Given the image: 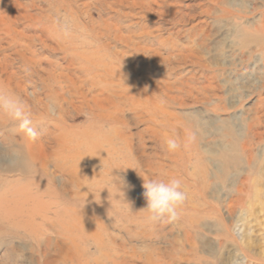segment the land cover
<instances>
[{
	"label": "rangeland",
	"instance_id": "1",
	"mask_svg": "<svg viewBox=\"0 0 264 264\" xmlns=\"http://www.w3.org/2000/svg\"><path fill=\"white\" fill-rule=\"evenodd\" d=\"M262 22L264 0H0V89L38 134L26 157L0 127V264H264V161L244 184L197 165L203 185L180 156L194 122L248 123L264 159L263 58L240 45ZM141 177L181 180L177 219L136 213Z\"/></svg>",
	"mask_w": 264,
	"mask_h": 264
},
{
	"label": "bare ground",
	"instance_id": "2",
	"mask_svg": "<svg viewBox=\"0 0 264 264\" xmlns=\"http://www.w3.org/2000/svg\"><path fill=\"white\" fill-rule=\"evenodd\" d=\"M233 15V14H232ZM236 16V15H235ZM244 18V17H243ZM236 30V29H235ZM243 38L244 41L247 39L248 42H244L241 41L240 45L241 48L244 50L246 48H249V46L252 48L253 51L258 52L259 55L262 54V58L263 61L260 62L261 65H263L264 67V23L262 22V24L257 25L255 28L250 30H243ZM246 52V51H245ZM247 54V52H246ZM258 63V62H257ZM259 63L257 65H260ZM251 80V79H250ZM240 83V82H239ZM2 82L0 81V88H1ZM238 85V84H237ZM4 85H2L3 87ZM53 88V87H52ZM50 89V88H49ZM63 92V91H62ZM17 95V94H16ZM50 96V95H49ZM38 100V99H37ZM40 101V100H38ZM37 101V102H38ZM42 104V103H41ZM28 105V104H27ZM220 105V104H219ZM216 104V109L217 112L220 111V106ZM222 108V107H221ZM61 109V108H60ZM43 110V109H42ZM213 110V109H212ZM44 111V110H43ZM46 111V110H45ZM215 111V110H213ZM54 116L55 118L52 120L54 123L55 127H59L58 125V121L60 120V111H56L53 110ZM45 114V113H44ZM47 115V114H46ZM0 127L1 126H6L9 121L5 118V117H0ZM246 119H244L242 122H245ZM60 124V123H59ZM248 123H246V134H241V132L239 131L240 128L239 126L236 125H228L226 127V133L223 132L221 133V129L218 127H214L213 129H209L207 127L206 123L200 124V123H196L194 122L192 125L189 126V128L191 130H194V132H196V134L198 133V129L200 128V126H202V133H204L205 135L208 134H212L214 135V139L211 142L208 141H203L201 143L202 147L199 149L197 147V142L200 141V133L198 134L199 138H195V136L193 135L194 132L192 134H189V138L188 141H186V143L183 144L182 146V153H180V156L183 155L184 157V164L186 168H189L190 166L194 167L193 170V178L194 180H196V178L202 180V183L204 185L205 183V179H206V175H207V171H204L203 174H200L198 172H196L195 167H197V165H203L205 167V170H208V166H210L212 168V172L216 173V174H220L222 177L230 174V173H234L235 176H239L241 174H246V178L245 180L241 181L242 184H244V182L249 181L250 180V176H254L255 174L259 173V164L264 161L263 157H258L257 156V152L254 153V148L253 146H256L257 144L253 142V140H251L252 138L250 137V129L252 128L249 125H247ZM43 128V127H42ZM208 128V129H207ZM60 130V128L58 129ZM253 130V129H252ZM188 132V131H187ZM12 133V132H11ZM11 133H9L11 135ZM14 133V132H13ZM84 133V132H83ZM86 133V132H85ZM189 133V132H188ZM252 133V132H251ZM9 136V135H8ZM7 136V137H8ZM91 136V135H90ZM255 136V135H254ZM253 136V137H254ZM10 137V136H9ZM40 137V136H39ZM221 138V140L216 138ZM13 138V137H11ZM259 138V137H258ZM257 138V139H258ZM8 139V138H7ZM10 141V138L8 139ZM13 140V145L19 148V150L21 152H23L24 155H26V157H30L29 156V149L31 147L30 142L31 139L22 137L21 135H19V139H11V141ZM256 141V140H255ZM92 143V142H91ZM259 144V143H258ZM12 145V146H13ZM10 148V147H9ZM13 148V147H12ZM12 151V150H10ZM9 151V152H10ZM7 153V152H6ZM262 154V153H261ZM260 154V155H261ZM20 156V155H19ZM13 159V158H12ZM103 160V159H102ZM125 161V160H124ZM182 165V164H181ZM112 167L114 168H118V165H113ZM45 168V167H44ZM111 166L108 168L107 171H105L106 175L108 174V171H110V173L112 172V170L110 169ZM124 168L126 170L130 169L131 172L133 171L132 168H130V165L126 164L124 166ZM113 169V168H112ZM202 169V167H201ZM129 172V171H128ZM48 174V173H46ZM129 174V173H128ZM44 175V174H43ZM130 175V174H129ZM48 176V175H47ZM131 176V175H130ZM208 176V175H207ZM259 176V175H257ZM217 177V175H216ZM261 179V178H260ZM263 180V179H262ZM64 181V180H63ZM71 181V180H69ZM261 181V180H260ZM216 182V179H215ZM53 183V182H52ZM137 183V182H136ZM73 184V183H72ZM65 185V184H64ZM208 185V184H207ZM49 187V186H48ZM67 187V186H66ZM73 187V186H72ZM123 188V187H122ZM204 188V187H203ZM62 189V188H61ZM137 189H139V187H133L132 189L130 188V190H128L126 193H124V197L123 194L120 193L121 190L117 191L116 193H118V197L117 194H115V198L117 199L116 202H120L123 204H126V201H128L129 199L132 198H137L138 200L140 199V195H137ZM54 190V189H52ZM65 191V190H64ZM92 191V190H91ZM61 192V191H59ZM81 193V192H80ZM113 194L115 193L114 190L112 192ZM89 194V193H88ZM111 194V193H110ZM66 195V194H65ZM74 196V195H73ZM77 195H75L76 197ZM112 196V195H111ZM28 197V196H27ZM30 197V196H29ZM97 197V196H96ZM100 197V195L98 196ZM97 197V198H98ZM108 197V196H107ZM110 198V197H109ZM99 199V198H98ZM104 199V198H103ZM113 199V198H111ZM81 200V199H80ZM87 200V198L85 199V201ZM102 200V199H101ZM125 200V202H124ZM112 201V200H111ZM37 202V201H36ZM78 202V201H77ZM106 202V201H105ZM108 202V201H107ZM99 203V202H98ZM113 203L114 200H113ZM36 204V203H35ZM62 204V203H61ZM42 205V204H41ZM116 205V204H113ZM22 206V205H21ZM75 206V205H74ZM106 206V205H105ZM125 206V205H124ZM13 207V206H12ZM99 207V206H98ZM123 207V206H122ZM126 207V206H125ZM132 207V206H131ZM135 207H137V211L136 213H139L141 206L136 205ZM46 208V207H45ZM58 208V207H57ZM44 209V208H43ZM47 209V208H46ZM50 209V208H49ZM104 209V208H103ZM115 209V207H114ZM111 209V210H114ZM119 209V208H118ZM123 209V208H122ZM135 209V208H134ZM28 210V209H27ZM39 208L37 209L38 212ZM48 210V209H47ZM108 210V209H107ZM124 210V209H123ZM41 212H43L42 210H40ZM52 211V210H51ZM70 211V210H69ZM13 212V211H12ZM40 212V213H41ZM46 212V211H44ZM72 212V211H71ZM117 212V211H116ZM115 212V213H116ZM120 212V211H119ZM134 212V211H133ZM132 212V213H133ZM28 213V212H27ZM39 213V214H40ZM50 213V212H49ZM111 213V212H109ZM114 213V214H115ZM121 213V212H120ZM131 213V212H129ZM37 214V213H36ZM87 214V213H86ZM107 214V213H106ZM118 214V213H117ZM116 214V215H117ZM134 214V213H133ZM145 214V213H143ZM42 215V214H40ZM45 215V214H43ZM67 215V214H66ZM123 215V214H122ZM127 215H129L127 213ZM126 215V216H127ZM210 214L207 213L206 216H209ZM34 216V215H33ZM47 215H45L43 217V220H48L47 218H45ZM109 216V215H108ZM121 216V215H120ZM14 217V216H13ZM41 217V216H40ZM106 217V216H105ZM123 217V216H122ZM134 217V216H133ZM131 216V218H133ZM126 218V217H125ZM117 219V218H116ZM115 219V220H116ZM42 220V221H43ZM111 220V219H110ZM126 220V219H124ZM35 221V220H34ZM15 222V221H14ZM127 222V221H126ZM125 222V223H126ZM219 223V222H218ZM31 226V225H30ZM44 226V225H43ZM63 226V225H62ZM25 227V225H24ZM225 231H223L224 233H228L226 231H228V228L226 225H224ZM32 228V227H31ZM30 228V229H31ZM25 229V228H24ZM34 230V229H33ZM36 230V229H35ZM34 230V231H35ZM224 230V229H223ZM24 231V230H23ZM46 235V234H45ZM229 235V234H228ZM36 239V238H35ZM227 239V238H226ZM232 239V238H231ZM76 240V239H75ZM44 241V240H43ZM226 242V241H225Z\"/></svg>",
	"mask_w": 264,
	"mask_h": 264
},
{
	"label": "clouds",
	"instance_id": "3",
	"mask_svg": "<svg viewBox=\"0 0 264 264\" xmlns=\"http://www.w3.org/2000/svg\"><path fill=\"white\" fill-rule=\"evenodd\" d=\"M61 31L63 35H69L67 22ZM0 117L7 118L13 125L14 133L31 140L37 138L38 134L33 124L32 113L26 101L14 92L0 89ZM181 146L179 139L174 136L167 137L164 141V147L170 153L177 151ZM142 180L146 206L140 212L146 214L147 220L156 222L162 219L170 221L177 219L179 209L186 199V194L181 187V180L174 177L168 179L149 178L147 180L142 178ZM126 204L130 210V205Z\"/></svg>",
	"mask_w": 264,
	"mask_h": 264
}]
</instances>
